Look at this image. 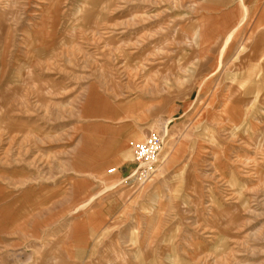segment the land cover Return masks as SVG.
I'll return each instance as SVG.
<instances>
[{"label":"rangeland","instance_id":"rangeland-1","mask_svg":"<svg viewBox=\"0 0 264 264\" xmlns=\"http://www.w3.org/2000/svg\"><path fill=\"white\" fill-rule=\"evenodd\" d=\"M0 264H264V0H0Z\"/></svg>","mask_w":264,"mask_h":264},{"label":"built area","instance_id":"built-area-1","mask_svg":"<svg viewBox=\"0 0 264 264\" xmlns=\"http://www.w3.org/2000/svg\"><path fill=\"white\" fill-rule=\"evenodd\" d=\"M163 146V138L158 133L147 135L143 140L132 145L135 170L131 176H137L139 180L148 179L154 172L157 157Z\"/></svg>","mask_w":264,"mask_h":264},{"label":"crops","instance_id":"crops-1","mask_svg":"<svg viewBox=\"0 0 264 264\" xmlns=\"http://www.w3.org/2000/svg\"><path fill=\"white\" fill-rule=\"evenodd\" d=\"M218 7V4L216 5ZM216 10H218L217 8H215ZM216 13L218 14V11H216Z\"/></svg>","mask_w":264,"mask_h":264}]
</instances>
